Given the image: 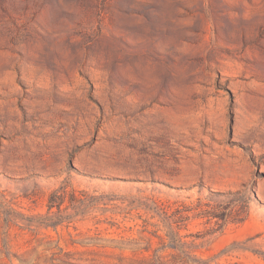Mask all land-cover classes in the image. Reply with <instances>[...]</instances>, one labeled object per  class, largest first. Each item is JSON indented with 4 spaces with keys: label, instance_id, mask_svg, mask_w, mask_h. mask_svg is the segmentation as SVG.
<instances>
[{
    "label": "rangeland",
    "instance_id": "obj_1",
    "mask_svg": "<svg viewBox=\"0 0 264 264\" xmlns=\"http://www.w3.org/2000/svg\"><path fill=\"white\" fill-rule=\"evenodd\" d=\"M0 264H264V0H0Z\"/></svg>",
    "mask_w": 264,
    "mask_h": 264
}]
</instances>
